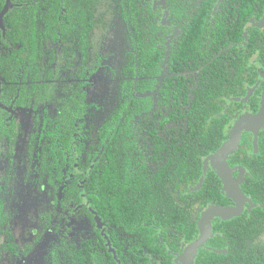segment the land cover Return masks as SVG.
Wrapping results in <instances>:
<instances>
[{"label":"flooded vegetation","instance_id":"obj_1","mask_svg":"<svg viewBox=\"0 0 264 264\" xmlns=\"http://www.w3.org/2000/svg\"><path fill=\"white\" fill-rule=\"evenodd\" d=\"M6 4L0 264H264V0Z\"/></svg>","mask_w":264,"mask_h":264},{"label":"trees","instance_id":"obj_2","mask_svg":"<svg viewBox=\"0 0 264 264\" xmlns=\"http://www.w3.org/2000/svg\"><path fill=\"white\" fill-rule=\"evenodd\" d=\"M4 2H5V0H0V9L2 8V5L4 4ZM131 91H132V89L130 87H127V92H131ZM208 95H210V91L209 90H208ZM126 113H127V119L128 120L134 114H136V115L139 114V111L137 109V104H136L135 101H132L131 103H129V108H126ZM146 124L147 125H151V126L154 125L153 122H152V124H151V122L150 123H146ZM145 128L147 129V127H145ZM122 132H123L122 129H118L117 128V134H116L117 136L111 138L109 140L110 143L112 141L113 145H120L121 144V140H122L123 143L121 145L123 146V149H133V148H135L137 139L134 136L128 135L127 137L129 138V140H128V142H126V140L123 138V136L120 135ZM165 139L170 141V138H168L167 136H165ZM211 142H212V140H211ZM215 144H216V146H215ZM216 147H218L216 142H212V143L206 144L205 148H203L205 151L199 152V154H197V153L193 154L192 155L193 158L191 160H189V161L184 160L182 158V156H181V153H180L179 157H181V164H180L179 168L175 170V173L178 174L180 176V178L182 179L180 181L184 183L186 181H189V180L191 181L194 178L200 176L201 175V168L199 167V164H200L199 162H200L201 158L205 157V154H207L209 150H214ZM200 148H202V147H200ZM171 152H172L171 150H166V156H165V158L163 160V165L161 167L162 168L161 171H164L163 173L165 175L163 179H166V180L169 177H171V175H169V172H171L172 175H173L174 168L170 170V167H174L175 162L179 159V158H176L175 160H172L173 162H171V155H170ZM199 156L201 157L200 160L198 159ZM117 162H120V160L117 159ZM119 164H116V165L119 166ZM105 166H104V163H103V165L101 167L103 169H105L106 168ZM98 167H100V166H98ZM116 169L117 168H112L111 171L106 170V171H104V173L108 172L107 174H109V177L111 179H116L118 177ZM143 170L147 171L146 169H143ZM105 178H106L105 176L102 177V179H105ZM152 178H153V180L155 179V173L152 175ZM174 182H175V180H174ZM164 183L165 182H162L157 187L155 193L158 194V195H161L159 198L166 205L174 204V200L172 198V194L169 191H170V189H172V187H173V189H175L177 186H175V184L171 180L167 181V184H169L168 187L164 186L163 185ZM197 197H199V194L196 195V196H192V197H185L186 198L185 201H187L188 204L193 205L194 203H196L199 200V198H197Z\"/></svg>","mask_w":264,"mask_h":264},{"label":"water","instance_id":"obj_3","mask_svg":"<svg viewBox=\"0 0 264 264\" xmlns=\"http://www.w3.org/2000/svg\"><path fill=\"white\" fill-rule=\"evenodd\" d=\"M7 2H8V1H7ZM8 9H9V5L6 4V6L4 7V9H3V11L1 12V15H0V29H2V18H3V16L7 13ZM239 128H241V126H240ZM225 148H226V149H225ZM224 149H225L226 151H228V149H230V145H229V144H225ZM220 154H221V153H220ZM210 160H211V159H210ZM201 227L203 228V225H201Z\"/></svg>","mask_w":264,"mask_h":264}]
</instances>
